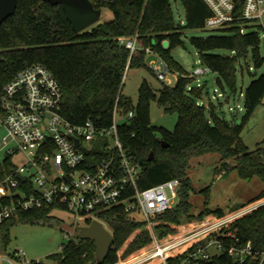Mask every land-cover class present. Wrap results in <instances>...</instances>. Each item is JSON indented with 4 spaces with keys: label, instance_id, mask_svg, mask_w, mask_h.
Listing matches in <instances>:
<instances>
[{
    "label": "trees",
    "instance_id": "trees-1",
    "mask_svg": "<svg viewBox=\"0 0 264 264\" xmlns=\"http://www.w3.org/2000/svg\"><path fill=\"white\" fill-rule=\"evenodd\" d=\"M92 1L96 7H108L114 17L77 32L60 4L47 0H18L16 12L0 24V98L6 84L20 70L41 63L61 84V113L70 122L82 124L91 119L100 127H108L117 107L122 117L118 127L124 148L142 167L138 188L144 189L172 178L181 180L176 205L154 218V229L162 239L177 238L186 231L182 220H190L192 216L188 169L193 157L218 152L224 158L235 159L234 167L242 178L259 176L264 181V148L250 151L242 138L247 121L263 102L264 72L253 76L245 90L241 88L244 94L242 121L228 120L220 114L218 105L204 99L206 84H195L196 76H191L172 53L174 48L185 45V29L206 28V19L212 12L204 0H181L186 11L185 24L176 22L171 0ZM245 26V32L239 25H231L209 28L218 32L190 38L202 64L216 73L215 83L223 94L239 91L242 60L250 58L249 68L258 69L264 65L263 25L247 22ZM134 37L141 40L142 47L131 53L122 40ZM166 41L168 47H165ZM147 47L165 60L169 70L177 73V78L173 85L163 82L158 94L144 80L138 103L134 105L123 94L124 79L128 68L147 65ZM216 49H227L230 53H216ZM155 99L165 112L178 114L173 130L152 122L151 103ZM226 99L229 100V96ZM130 111L134 112L132 117L128 116ZM151 152L152 159L149 158ZM3 164L7 171L15 167L11 156H5ZM263 200L264 190L234 210L206 209L200 216H223ZM52 210V206L24 210L3 220L0 223V251L9 244L11 229L19 222L58 223ZM100 215L114 236V246L103 262H98L96 244L89 239H69L59 252L48 257L56 264H123L152 246L151 229L139 215L120 206L103 210ZM233 228L242 243L251 241L255 250H263L264 202L239 216ZM11 254L17 258L15 252ZM254 263L255 259L250 258L244 264ZM31 264L46 263L33 260ZM140 264L158 263L148 260ZM202 264L239 263L224 254Z\"/></svg>",
    "mask_w": 264,
    "mask_h": 264
},
{
    "label": "built area",
    "instance_id": "built-area-1",
    "mask_svg": "<svg viewBox=\"0 0 264 264\" xmlns=\"http://www.w3.org/2000/svg\"><path fill=\"white\" fill-rule=\"evenodd\" d=\"M211 10L206 28L259 22L264 0H204ZM125 46L136 53L138 38H125ZM146 52H154L150 47ZM160 79L169 70L165 60L151 67ZM212 70L198 66L191 76ZM63 90L54 73L44 64L34 63L20 70L4 87L0 98V129L6 131V156L22 155L7 171L0 161V223L19 212L41 207L67 209L74 213L70 239H78L80 226L101 220L100 212L114 207L146 221L151 229L152 246L123 264H140L156 260L158 264H202L215 256L227 255L234 263L264 264V249L255 250L251 241L241 242L233 228L244 213L263 201L223 215H207L197 223L191 221L179 237L162 239L154 229L157 214L173 208L179 200L181 180L172 178L144 189L138 188L142 167L124 148L119 134L122 120L116 107L113 122L100 127L91 119L82 124L70 122L62 113ZM133 111L128 116L132 117ZM20 175H25L22 179ZM134 190V193L131 192ZM103 222V221H102ZM104 223V222H103ZM105 224V223H104ZM9 264H26L21 250Z\"/></svg>",
    "mask_w": 264,
    "mask_h": 264
},
{
    "label": "rangeland",
    "instance_id": "rangeland-1",
    "mask_svg": "<svg viewBox=\"0 0 264 264\" xmlns=\"http://www.w3.org/2000/svg\"><path fill=\"white\" fill-rule=\"evenodd\" d=\"M177 23H186V11L181 0H171ZM114 14L108 8L102 9L100 21H109L113 19ZM263 25L261 29L262 44L261 50L264 56V13L259 19ZM217 30L209 28L201 29H185L183 39L185 45L178 46L173 49V56L192 73L198 66H204L200 60L198 50L191 43L192 36L205 37L210 34L217 33ZM142 47L141 40H138ZM168 47V42H165ZM216 53L229 54L227 49H216ZM161 61V56L157 52L146 54V66L131 67L127 69L123 94L131 99L136 105L139 99V89L144 80H147L154 88L156 93L162 87L163 82L173 85L177 78V73L168 71L166 78L160 79L157 73H153L149 67ZM242 72L238 74L239 91L236 94H223L215 83L216 73L209 72L196 76L195 84H206L204 99L208 103L212 101L218 105L219 112L228 120H234L236 123L242 121L244 114V94L241 88L246 89L249 81L255 75L264 72V65L255 69L251 66L250 58L241 61ZM229 96V100H227ZM151 120L154 124L164 126L170 130L175 128L178 121L177 113L165 112L163 106L155 99L151 103ZM6 131L0 129V161H2L7 153L8 146L4 143ZM242 138L250 151L258 147L264 148V98L263 102L255 109L249 120L247 121ZM22 155L13 157L14 162H21ZM236 161L234 158H224L218 152H208L201 156L193 157L190 161L188 175L191 181L189 190V201L191 203L190 213L191 219H183L182 223L187 226L191 221L197 223L205 220L206 215L200 216L206 209L222 208L226 212L240 207L242 204L249 202L264 190V181L259 176L251 179H244L240 176L238 170L234 167ZM208 188L206 191L205 189ZM2 190H0V194ZM51 214L59 220L58 223H25L19 222L11 229L10 242L4 247L5 250L0 251V264H9L7 258L17 260L12 256L16 250L23 252V257L27 260L26 264H31L33 260H42L46 264H56V261L48 256L52 253L59 252L64 244H66L74 228V213L67 209H54ZM140 216V215H139Z\"/></svg>",
    "mask_w": 264,
    "mask_h": 264
},
{
    "label": "water",
    "instance_id": "water-1",
    "mask_svg": "<svg viewBox=\"0 0 264 264\" xmlns=\"http://www.w3.org/2000/svg\"><path fill=\"white\" fill-rule=\"evenodd\" d=\"M52 4H60L74 29L80 32L98 21L102 15V8L96 7L92 0H47ZM18 0H0V24L9 16L13 15L17 9ZM165 144V143H164ZM153 158V152L150 153ZM25 179V175H20ZM78 239H89L96 244V258L98 262H103L114 246V236L112 231L100 220H93L87 226H80L76 233Z\"/></svg>",
    "mask_w": 264,
    "mask_h": 264
}]
</instances>
